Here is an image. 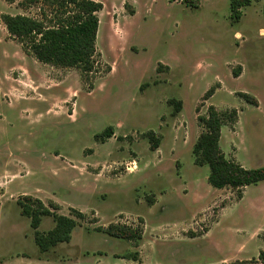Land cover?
Instances as JSON below:
<instances>
[{
	"label": "rangeland",
	"instance_id": "rangeland-1",
	"mask_svg": "<svg viewBox=\"0 0 264 264\" xmlns=\"http://www.w3.org/2000/svg\"><path fill=\"white\" fill-rule=\"evenodd\" d=\"M22 1L0 0V16L41 19L42 5ZM96 1L97 65L84 80L24 55L0 21V264L89 254L99 264L128 254L133 264H261L264 183L241 199L214 189L192 148L209 107L235 109L223 154L264 166V0H249L238 20L230 0ZM108 127L112 137L96 138ZM26 196L77 221L70 245L37 250L17 205ZM53 226L44 218L38 231ZM110 227L140 239L97 232Z\"/></svg>",
	"mask_w": 264,
	"mask_h": 264
},
{
	"label": "trees",
	"instance_id": "trees-1",
	"mask_svg": "<svg viewBox=\"0 0 264 264\" xmlns=\"http://www.w3.org/2000/svg\"><path fill=\"white\" fill-rule=\"evenodd\" d=\"M249 0H230L232 18L241 17L240 8L248 6ZM42 5L41 19L22 15L2 14L0 21L6 32L21 47L23 53L34 58L38 63L56 69H76L80 72V79L89 78L95 72L96 37L99 27L98 13L103 6L96 0H23L24 7ZM194 7V6H193ZM45 8V9H44ZM47 8V10H46ZM210 92V91H209ZM206 96H209L208 94ZM238 96L252 104L251 96L239 93ZM175 111H180L181 103L170 101ZM237 121L235 109L217 111L209 107L204 117L198 122L202 132L192 148L194 164L198 167L207 166L209 174L208 184L217 190L231 188L238 191L239 199L242 190L249 186L264 183V166L255 169H246L240 164L228 160L220 148L222 128L233 125ZM113 128L108 127L96 138H110ZM157 145L152 146L155 150ZM20 213L29 220L30 228L34 231V244L41 254L49 252L59 244H67L71 240L73 230L78 226L75 219L58 215L50 211L43 203L26 196L17 202ZM76 218L84 215L73 211ZM44 218H51L53 228L39 232L38 229ZM98 229L109 237L120 240L140 239L135 233L115 227L113 230ZM137 254L123 255L119 259L135 260ZM258 262L264 264V251L258 255Z\"/></svg>",
	"mask_w": 264,
	"mask_h": 264
},
{
	"label": "crops",
	"instance_id": "crops-1",
	"mask_svg": "<svg viewBox=\"0 0 264 264\" xmlns=\"http://www.w3.org/2000/svg\"><path fill=\"white\" fill-rule=\"evenodd\" d=\"M39 64H41V63H39ZM42 65H44V64H42ZM11 232H13V229H9V235L13 234ZM72 240H73V238L71 237V240H70L69 243H67V245H70V243H71ZM142 246H144V243H141V246L138 247V252L140 254H141L140 251H141ZM24 260H25V263L24 264H39L41 262L39 259H35L34 257H25ZM98 262H99V259H97L95 256H92L91 254H89L86 257L85 261H83L82 259L79 260V264H99ZM4 264H11V263L9 261H7ZM16 264H18V263H16ZM115 264H133V262H132V260L119 259V260H115Z\"/></svg>",
	"mask_w": 264,
	"mask_h": 264
}]
</instances>
